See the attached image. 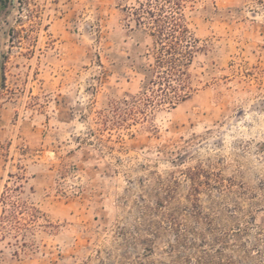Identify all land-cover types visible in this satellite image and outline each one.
I'll use <instances>...</instances> for the list:
<instances>
[{"label":"rangeland","instance_id":"rangeland-1","mask_svg":"<svg viewBox=\"0 0 264 264\" xmlns=\"http://www.w3.org/2000/svg\"><path fill=\"white\" fill-rule=\"evenodd\" d=\"M4 1L0 264H264V0Z\"/></svg>","mask_w":264,"mask_h":264},{"label":"trees","instance_id":"trees-1","mask_svg":"<svg viewBox=\"0 0 264 264\" xmlns=\"http://www.w3.org/2000/svg\"><path fill=\"white\" fill-rule=\"evenodd\" d=\"M165 52L167 53V51H165ZM156 62H157L156 66L158 69L164 68V66L166 64H170L171 66H170V69H167L165 71H156L155 78L157 79L158 83L151 81V84L156 83V84L160 85L161 82L163 81V82H165L164 85L170 86L169 82H170L171 78H173L177 73L183 74L179 70L176 69V67L178 66V63L180 62V60L177 58L164 59V57H158ZM163 74H165V76H162ZM192 208H193V215L199 214L200 207H199L197 202L194 203ZM174 227H176L175 233H176V237H177V243L183 244L185 239H184V236L181 234L182 232L180 231L181 225H178V223H174ZM197 261H198L197 264H204V263L207 264L209 260H207L206 258L203 257V258H198Z\"/></svg>","mask_w":264,"mask_h":264},{"label":"water","instance_id":"water-1","mask_svg":"<svg viewBox=\"0 0 264 264\" xmlns=\"http://www.w3.org/2000/svg\"><path fill=\"white\" fill-rule=\"evenodd\" d=\"M2 80H3V61L0 55V87L2 85Z\"/></svg>","mask_w":264,"mask_h":264},{"label":"flooded vegetation","instance_id":"flooded-vegetation-1","mask_svg":"<svg viewBox=\"0 0 264 264\" xmlns=\"http://www.w3.org/2000/svg\"><path fill=\"white\" fill-rule=\"evenodd\" d=\"M4 5H5V1L4 0H0V9L3 8Z\"/></svg>","mask_w":264,"mask_h":264}]
</instances>
